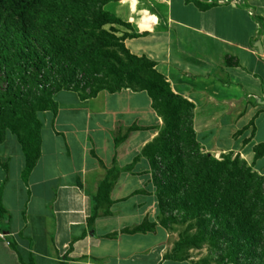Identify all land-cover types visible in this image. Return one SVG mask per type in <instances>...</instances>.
Listing matches in <instances>:
<instances>
[{
    "label": "crops",
    "instance_id": "obj_1",
    "mask_svg": "<svg viewBox=\"0 0 264 264\" xmlns=\"http://www.w3.org/2000/svg\"><path fill=\"white\" fill-rule=\"evenodd\" d=\"M109 3L116 10L111 14L131 28L122 32L146 34L126 39L125 48L154 62L171 91L193 105L200 146L237 153L233 134L248 132L240 155L250 165L254 148L264 144V0ZM53 100L56 113L42 114L40 156L26 186L15 137L6 134L0 144V223L8 228L0 229V264H193L168 257L151 170L143 157L133 164L162 125L146 93L100 92L81 100L76 92L59 91ZM132 126L140 131L115 147L113 138ZM113 166L119 172L111 204L102 205L89 227L90 199ZM252 170L264 177V157ZM142 223L155 228L122 233Z\"/></svg>",
    "mask_w": 264,
    "mask_h": 264
},
{
    "label": "trees",
    "instance_id": "obj_2",
    "mask_svg": "<svg viewBox=\"0 0 264 264\" xmlns=\"http://www.w3.org/2000/svg\"><path fill=\"white\" fill-rule=\"evenodd\" d=\"M115 1L0 0V144L6 134L15 137L24 158L22 183L27 185L40 156L38 113H56L55 93L76 92L87 100L100 92H144L162 125L133 164L143 157L151 170L158 225L175 222L172 213L187 224L168 257L184 260V250L205 243L219 252L215 264H264V177L252 170L264 157V144L254 148L250 165L237 156L216 160L203 153L192 127L193 105L171 91L154 62L124 46L126 39L146 34L116 35L131 28L103 9ZM134 131L140 129L119 132L114 146ZM117 172L115 166L109 169L91 197L87 226L103 213L102 205L111 204L108 194ZM154 228L155 223H142L122 233ZM7 243L15 249L11 239Z\"/></svg>",
    "mask_w": 264,
    "mask_h": 264
},
{
    "label": "rangeland",
    "instance_id": "obj_3",
    "mask_svg": "<svg viewBox=\"0 0 264 264\" xmlns=\"http://www.w3.org/2000/svg\"><path fill=\"white\" fill-rule=\"evenodd\" d=\"M103 9L109 13H114L116 11L112 3L106 4L105 6H103ZM121 30L118 34H116L118 37H120L121 35L120 34L122 32ZM78 79L79 78L77 77V80ZM80 86H82V84ZM88 91L89 90H86L85 92L87 93ZM23 111H27V109L24 108ZM42 114L43 113H38L40 118H42ZM242 132L243 131L237 130L235 131L236 134L235 133L233 134V138L235 140V145H236L233 148L237 153L233 152V153L223 154V153H218V151L217 152L214 151L213 153H211L209 151H205L203 148H202V152L205 154H208L209 156L214 157L216 160H219L222 156L230 155L231 158H234L237 156L239 157L240 160L244 161V159H242L240 154H243L244 150L246 149L245 140H246V133L248 134V132L246 133H242ZM171 216L175 218V222H168L167 225L165 226L166 228H163L167 234V240H168L167 251L169 254L173 250L176 243L179 241L180 234L182 233V231L185 229V226L187 225L186 223L180 222L179 214L177 215L175 213H172ZM164 217H167V216L164 215ZM4 228H7L5 223H0V229L3 230ZM195 232L196 230L194 229V231H191V234L193 235L195 234ZM218 256H219V252L207 247L205 243H202L200 245V248L184 250V260H186L188 263L192 262L193 264H215Z\"/></svg>",
    "mask_w": 264,
    "mask_h": 264
},
{
    "label": "water",
    "instance_id": "obj_4",
    "mask_svg": "<svg viewBox=\"0 0 264 264\" xmlns=\"http://www.w3.org/2000/svg\"><path fill=\"white\" fill-rule=\"evenodd\" d=\"M257 48H258V49H259V51L261 52L259 45H257ZM263 89H264V88H263ZM263 104H264V102H263Z\"/></svg>",
    "mask_w": 264,
    "mask_h": 264
}]
</instances>
